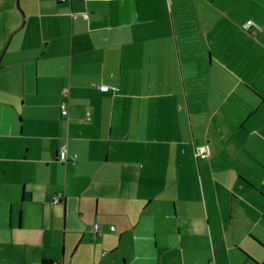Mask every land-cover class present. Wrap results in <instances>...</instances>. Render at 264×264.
<instances>
[{"label": "crops", "instance_id": "1", "mask_svg": "<svg viewBox=\"0 0 264 264\" xmlns=\"http://www.w3.org/2000/svg\"><path fill=\"white\" fill-rule=\"evenodd\" d=\"M0 264H264V0H0Z\"/></svg>", "mask_w": 264, "mask_h": 264}, {"label": "built area", "instance_id": "2", "mask_svg": "<svg viewBox=\"0 0 264 264\" xmlns=\"http://www.w3.org/2000/svg\"><path fill=\"white\" fill-rule=\"evenodd\" d=\"M88 15H84L83 17H85V18H88L87 17ZM252 22L250 21H248L247 23H245L246 25H245V28H248L249 26H251L252 24H251ZM99 90L100 91H102V92H107V91H109V90H111V88L110 87H108V86H100L99 87ZM114 90H116V89H114ZM68 94L65 92L64 93V95H62V96H64L65 98H67L68 96H67ZM68 102H67V100L65 99V100H63L61 103H60V105H59V109H60V114H61V116L62 117H67V115H68ZM88 115V114H87ZM88 117V116H87ZM89 120V119H88ZM66 147L63 145V146H61V147H59V152H58V161L59 162H61V163H66V162H73V161H75V159H76V156H74V155H68L67 154V151H66V149H65ZM206 153H208L207 152V148L204 146V147H199L197 150H196V156L197 157H200V158H204V157H206L207 155H206ZM56 200H58V198L56 197L55 198V202H56ZM97 228V226H95L94 227V229H96ZM112 229H114L113 227H111V229L110 230H112Z\"/></svg>", "mask_w": 264, "mask_h": 264}, {"label": "trees", "instance_id": "3", "mask_svg": "<svg viewBox=\"0 0 264 264\" xmlns=\"http://www.w3.org/2000/svg\"><path fill=\"white\" fill-rule=\"evenodd\" d=\"M59 109V108H58ZM63 118H66V117H63Z\"/></svg>", "mask_w": 264, "mask_h": 264}]
</instances>
